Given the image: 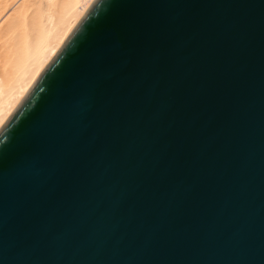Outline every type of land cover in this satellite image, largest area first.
<instances>
[{
    "label": "water",
    "instance_id": "obj_1",
    "mask_svg": "<svg viewBox=\"0 0 264 264\" xmlns=\"http://www.w3.org/2000/svg\"><path fill=\"white\" fill-rule=\"evenodd\" d=\"M0 264H264V0H93L0 126Z\"/></svg>",
    "mask_w": 264,
    "mask_h": 264
},
{
    "label": "bare ground",
    "instance_id": "obj_2",
    "mask_svg": "<svg viewBox=\"0 0 264 264\" xmlns=\"http://www.w3.org/2000/svg\"><path fill=\"white\" fill-rule=\"evenodd\" d=\"M92 1L0 0V126ZM17 25L19 40L6 47Z\"/></svg>",
    "mask_w": 264,
    "mask_h": 264
},
{
    "label": "rangeland",
    "instance_id": "obj_3",
    "mask_svg": "<svg viewBox=\"0 0 264 264\" xmlns=\"http://www.w3.org/2000/svg\"><path fill=\"white\" fill-rule=\"evenodd\" d=\"M27 19H29V18H27ZM18 25H19V23H18ZM14 26V27H12L10 30H9V32L10 31H14V33H13V35L8 39V43H7V45H5L6 47H11L14 43L16 44L17 42H18V40H19V36L16 34L17 33V31H18V27L19 26ZM22 31V29H20V31H19V33Z\"/></svg>",
    "mask_w": 264,
    "mask_h": 264
}]
</instances>
